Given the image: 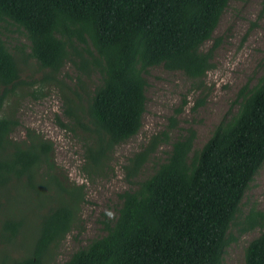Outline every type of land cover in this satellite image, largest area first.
<instances>
[{
  "label": "trees",
  "instance_id": "obj_1",
  "mask_svg": "<svg viewBox=\"0 0 264 264\" xmlns=\"http://www.w3.org/2000/svg\"><path fill=\"white\" fill-rule=\"evenodd\" d=\"M230 1L0 0V31L12 24L23 32L30 52L21 53L44 73L36 83L24 80L17 53L0 37V264H48L87 201L84 185L70 184L55 164L52 141L31 129L27 137L14 138L20 122L15 110L3 109L5 101L33 96L37 88L24 90L35 84L41 91L55 83L63 100L56 122L82 141L83 172L89 178L108 176L110 167L115 174L110 162L116 146L143 125L146 73L163 66L203 77L214 67L215 46L205 45ZM68 65L77 73L65 75L70 82L60 77ZM238 96L237 111L221 120L201 147L194 144L196 130L187 128L145 178L140 175L156 140L129 157L122 167L132 187L118 192L116 214H103V234L61 264H223L235 224L243 232L262 228L245 248V264H264V213L240 215L264 163V76L244 85ZM36 177L53 182L71 200L40 214L31 246L19 244L25 255L9 257L1 252L21 236L24 220L6 214L3 191L19 180L37 192Z\"/></svg>",
  "mask_w": 264,
  "mask_h": 264
},
{
  "label": "rangeland",
  "instance_id": "obj_2",
  "mask_svg": "<svg viewBox=\"0 0 264 264\" xmlns=\"http://www.w3.org/2000/svg\"><path fill=\"white\" fill-rule=\"evenodd\" d=\"M0 37L17 53L22 78L32 83L39 81L44 76L43 71H40L35 60L21 53V49L25 54L30 52L26 35L14 25L7 24L1 29ZM213 46L214 67L200 79L191 78L182 71H170L163 66L149 69L146 73L148 86L143 125L138 134L116 146L110 162L115 174L109 167L106 169L108 176L101 174L89 178L83 172L81 167L85 158L82 141L56 122L57 114L63 116V100L55 83L45 84L41 91L38 90L40 84H35L33 88L24 90L31 92L37 88L33 96L26 95L20 99L13 95L5 101L3 109L15 110L20 122L12 134L14 138L27 137L28 129H31L52 141L54 162L60 171L70 184L85 187L87 201L82 203L80 220L60 242L48 264H61L91 238L103 234L102 215L114 217L119 203L118 192L132 187L125 179L127 174L122 167L129 157L147 149L156 140L157 147L140 175V178H145L154 171V162L167 157L171 142L183 136L187 128L196 130L194 144L199 148L221 120L237 111L239 90L244 85L251 87L264 76V0H231L220 18L213 39L206 43L205 48ZM23 58L27 59V63H23ZM67 73L71 76L77 74L70 65L66 66L60 77L69 82L70 77L65 76ZM95 80L97 74L91 77L90 82L94 83ZM172 118L176 120L174 126ZM20 182L17 180L16 185L3 191L6 214L24 220L21 236L1 252L9 257L25 255L24 247L19 244L31 246L39 229L37 223L40 214L48 212L51 205H60L72 197L65 196L53 182L44 183L42 177H36L37 192L26 190ZM240 207L241 219L250 210L264 213V163L250 183ZM242 228L239 224L231 227L223 264H245L246 246L262 231V228L256 227L243 232Z\"/></svg>",
  "mask_w": 264,
  "mask_h": 264
}]
</instances>
